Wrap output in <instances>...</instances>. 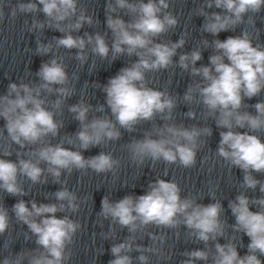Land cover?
<instances>
[{"label":"clouds","instance_id":"obj_1","mask_svg":"<svg viewBox=\"0 0 264 264\" xmlns=\"http://www.w3.org/2000/svg\"><path fill=\"white\" fill-rule=\"evenodd\" d=\"M169 7L168 0H107L105 17L112 34L111 45L99 32L73 35L85 24L91 26L94 23L93 17L78 6V0H21L11 9L13 19L18 14H44V20L34 16L29 32H42L47 27L63 34L53 37V41L48 43L37 38L38 55L53 53L54 48L75 49L74 58L83 66L89 59L86 50L90 47L91 53L102 59H107L110 53L112 61L122 55L138 59L121 68L106 84H94L106 94L111 118L108 115H92L90 118L93 111L104 113L105 104L93 109L81 99L68 107L80 124L79 130L74 135H65L55 144L49 137H57L63 127V122L57 121L55 116L65 101L75 94V87L69 86L63 57L53 55L52 59L41 64L36 73L39 83H10L6 94L0 95V118L6 122L4 130L7 138L19 149L27 151L17 150V159L12 161L5 158L13 155L12 145L4 147L0 156V190L10 196L24 197L29 192L22 186L21 177L32 184H46L50 175L54 183L66 184L60 179L62 172L71 174L74 169L115 174L120 161L111 153L102 151L85 158L82 151L65 145H76L78 142L79 149L88 150L106 140L117 141L121 139V129L134 132L142 121H152L157 115L165 121L162 126L154 127L142 138L133 139L126 145L131 160L143 164L147 159L153 162L162 159L169 164L179 162L185 168L193 167L197 150L205 143L201 137H210L212 128L195 125L189 128L174 122L172 114L177 107L176 98L167 91L150 87L146 78L147 72L166 70L175 64L193 77L183 100L203 105L206 117L214 119L216 127L221 130L216 154L242 170L243 188L253 191L259 188V192L264 194V181L254 175L264 174V141L254 134L264 130V101L254 105L244 103L245 98L250 100L264 92V46L254 44L251 33L244 30L240 35L228 36L224 40L201 41L203 48L214 50L207 66H196L202 59L201 48L180 54L178 62L174 63L177 50L186 43L187 32L176 42H157L159 37L179 24L177 17L167 11ZM262 8L264 0H204L198 15L204 17L202 31L218 37L221 32L234 31L238 25L245 23L248 13H259ZM209 9L221 11L210 12ZM121 12L130 19L125 21ZM4 17V8L0 5V21ZM247 23L255 26L251 16ZM73 78L79 79L75 73ZM53 95L56 99H48ZM246 107L254 108L255 114L242 110ZM184 115L196 119L197 114L189 110ZM238 129L246 130L241 132ZM0 136H3L2 131ZM210 191L215 202L205 205L198 203L193 195L182 198L181 188L175 181L157 177L149 183L146 194L126 195L117 201L104 196L99 214L104 219L110 218L113 225L127 228L130 233L123 242L111 246L113 259L108 264H134L132 252L139 253L135 257L139 264H149L150 257L145 253L164 258L161 247L166 242L164 234L149 232L152 243L147 247L136 243V233L149 225L167 229L183 225L189 237L206 246L183 252L186 259L181 264H196L197 261L204 264H264V260L260 259L264 257V195L250 198L240 192L228 203L235 217L231 228L250 239L247 253L241 256L231 240L223 244L219 242V238L226 234L227 221L221 219L223 207L215 198L214 187ZM50 195L57 203L18 199L12 206V214L19 223L27 226L31 237H35L37 247L7 256L0 264H67L71 259L72 252L68 246L74 242L81 225L68 215L59 218L57 213H76L80 208L79 198L67 187ZM252 205L259 210L252 211ZM9 225V210L0 205V235L8 230ZM101 235L104 239L115 240L116 229L110 226V230Z\"/></svg>","mask_w":264,"mask_h":264},{"label":"water","instance_id":"obj_2","mask_svg":"<svg viewBox=\"0 0 264 264\" xmlns=\"http://www.w3.org/2000/svg\"><path fill=\"white\" fill-rule=\"evenodd\" d=\"M19 2L21 0H0V5L3 6L5 12L4 19L0 21V95L6 94L10 83H19L21 81L39 83V77L36 73L39 71L41 64L52 59L53 55H58L63 57V63L69 74V86L75 87V94L65 101L61 111L56 114L55 119L62 121L63 127L60 128L57 137H49L51 142L53 144L59 143L65 135H74L79 130L80 124L74 119V114L68 111V107L78 103L81 99L92 105L93 109L100 104H105L104 113H95L93 111L90 113V118L92 115H108L110 117V109L106 106V94L101 88H96L94 84L97 82L101 85L106 84L109 78L116 75L121 68L135 62L138 57L122 55L112 61V54L110 53L107 59H102L92 54L89 47L86 50L89 59L82 66L74 58L77 51L75 49L54 48L53 53L43 56L38 55L36 54L37 38H40L43 43H48L53 41V37H59L63 34L47 27L42 32L39 30L29 32L28 27L31 26L34 16L40 20H44L45 17L41 12L34 15L18 14L13 19L10 15L11 9ZM23 2H27V0H23ZM168 2L170 7L167 11L177 17L179 24L176 28L170 29L166 34L159 37L157 42H176L183 33L187 32L186 43L183 48L177 50V55L173 57L174 63L178 62L180 54L201 48L202 59L197 62L196 66H207L209 57L214 54V50L211 47L203 48L201 41L207 39L211 42L215 38L224 40L228 36L240 35L244 30L251 33L254 44L264 46V8L256 14L248 13L245 16V23L238 25L234 31L221 32L218 37H213L211 34L202 31L204 17L198 15V9L204 3V0H168ZM106 3L107 0H78V6L85 9L86 14L93 17L94 23L91 26L85 24L79 32H75L73 35L83 36L85 32L94 35L99 32L105 36L107 42L111 45L112 34L107 28L105 17ZM208 11L221 10L209 9ZM120 15L125 21L130 19L123 12ZM249 16L255 21L254 27L247 23ZM25 21H27V25ZM93 63H95L94 68L92 67ZM73 73L79 79L73 78ZM146 78L150 87L167 91L176 98L177 107L172 114L174 122L189 128L194 125L212 128L210 137H201L205 143L197 150L196 164L191 168H185L179 162L169 164L162 159L155 162L147 159L143 164H137L131 160L130 152L126 145L133 139L142 138L145 132L152 131L154 127L162 126L165 121L160 120L159 115L152 121H142L136 126L134 132L129 133L121 129L122 136L117 141L106 140L101 145L91 147L88 150L79 149L78 142L76 145L66 144L65 147L82 151L85 158L98 155L102 151L111 153L115 159L120 161L116 173L98 174L91 169H74L71 174L63 171L60 179L61 181H66V184H58L54 183L53 178L45 172V175H48L46 184H32L27 178H20L22 186L29 192L27 196L14 197L0 190V205L8 208L10 215L9 228L3 235H0V261L7 256H14L23 250L37 247L35 237H31L27 226L19 223L11 212V208L17 200L30 201L35 199L38 203H57L54 196L50 194L67 187L79 198L80 208L76 213L65 211L57 213V216L63 218L68 215L81 225L74 237V242L68 246L72 252V257L67 264H108V261L113 259L110 252L111 246L114 243L123 242L130 233L127 228H121L118 224L113 225L110 218L104 219L99 214L101 212V200L104 196H108L111 201H117L126 195L146 194L149 183L155 181L157 177L175 181L181 188L182 198L193 195L197 197L198 203L205 205L215 202L210 191V188L214 187L215 198L220 201L223 207L221 219L227 221L226 234L224 237L219 238V242L223 244L231 240L237 245L241 256L247 253V245L250 243V239L244 233L235 232L231 228L230 225L235 223V217L232 215L228 203L230 200H234L240 192H244L250 198L260 197L264 194L259 192V188L255 191L243 188L242 170L238 167H233L216 154L220 141L219 132L221 130L216 127L215 120L206 117V109L203 105L197 103L189 104L183 100V95L193 80V77L188 72L183 71L174 64L166 70L147 72ZM48 99L54 100L56 97L53 95L49 96ZM261 101H264V92L250 100L245 98L244 103L254 105ZM51 110L55 111L54 109ZM189 110L196 112V119H191L184 115ZM242 110L255 114V109L252 107H246ZM171 122L168 121V123ZM5 123L0 118V131L3 132V136H0V156L3 155L4 147L11 144L13 155L5 158L15 161L17 159L15 152L17 150L27 151V149H19V146L13 144L7 138L6 130H4ZM117 127L119 126L117 125ZM245 130L238 129L241 132ZM254 134L260 136L261 140L264 141V130ZM41 166L46 167L43 164ZM254 175L257 179L264 181V174L254 173ZM251 210L258 211L259 209L257 206L252 205ZM110 226L116 229L115 240L104 239L101 235V233L108 232ZM149 232L166 236V242L161 246L164 258L152 253H145L150 257L149 264H181L186 259L182 255L183 252L206 247L194 237H189L187 234L188 230L183 225L176 229L149 225L147 229L136 233V243L145 247L150 246L152 241L148 236ZM177 233H179V236H177ZM28 237H31V239H28ZM6 244L8 245L7 248L5 247ZM131 255L134 258V264H139V261L135 260L139 253L132 252ZM260 259L264 260V257H260ZM196 264H204V262L197 261Z\"/></svg>","mask_w":264,"mask_h":264}]
</instances>
